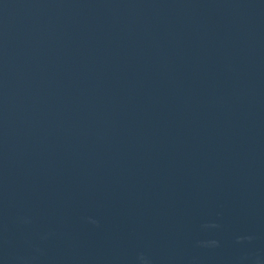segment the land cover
Listing matches in <instances>:
<instances>
[{"label": "water", "instance_id": "95a60500", "mask_svg": "<svg viewBox=\"0 0 264 264\" xmlns=\"http://www.w3.org/2000/svg\"><path fill=\"white\" fill-rule=\"evenodd\" d=\"M0 264H264V0H0Z\"/></svg>", "mask_w": 264, "mask_h": 264}]
</instances>
